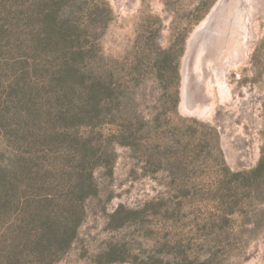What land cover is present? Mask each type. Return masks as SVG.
Masks as SVG:
<instances>
[{"label":"rangeland","instance_id":"374dc122","mask_svg":"<svg viewBox=\"0 0 264 264\" xmlns=\"http://www.w3.org/2000/svg\"><path fill=\"white\" fill-rule=\"evenodd\" d=\"M12 244L14 264H264V0H0Z\"/></svg>","mask_w":264,"mask_h":264},{"label":"trees","instance_id":"16d2710c","mask_svg":"<svg viewBox=\"0 0 264 264\" xmlns=\"http://www.w3.org/2000/svg\"><path fill=\"white\" fill-rule=\"evenodd\" d=\"M134 142H133V144H134ZM162 147H165L167 150L172 148L171 146H168L167 143H165L164 141L163 142L162 141H158L157 144H156V148H162ZM261 166H262V164H261ZM261 166H258L255 170L253 169L252 171H250L248 173V175L250 176V178H249L250 185H256L257 184L256 181L259 182L261 176H259V173L258 172H261V171H259V169L261 168ZM235 175L236 176H238V175L241 176V173H238L237 172V173H235ZM71 204H73V203H71ZM48 217L51 219L49 222L57 221L58 220V219H53V217H51L49 215H48ZM70 240L71 239H69L68 241H70ZM10 246H11V248H9L8 250H6L4 252H0V264H14V262L16 260V258H15L16 254L14 252L15 249L13 247V244L10 245ZM5 247H7V245H5Z\"/></svg>","mask_w":264,"mask_h":264},{"label":"bare ground","instance_id":"6f19581e","mask_svg":"<svg viewBox=\"0 0 264 264\" xmlns=\"http://www.w3.org/2000/svg\"><path fill=\"white\" fill-rule=\"evenodd\" d=\"M220 5L221 2H219L211 11V13L207 16V18L200 24V26L198 27V29L195 31L194 36L197 37L200 35V33L202 31H204L205 29H208L212 23V20H214V17L216 16V14L218 13L219 9H220ZM223 73V70L220 67H217V71L219 74H221V72ZM224 82L219 80V86L223 87ZM185 87V91L183 92V101H182V106L183 107H188L189 105V100L187 99L188 97V93L186 92V86ZM197 111H200V109H196Z\"/></svg>","mask_w":264,"mask_h":264}]
</instances>
